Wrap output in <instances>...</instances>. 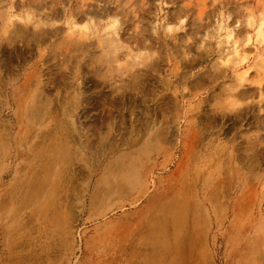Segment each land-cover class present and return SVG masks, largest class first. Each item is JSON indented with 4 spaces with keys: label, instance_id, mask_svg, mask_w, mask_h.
I'll list each match as a JSON object with an SVG mask.
<instances>
[{
    "label": "rangeland",
    "instance_id": "374dc122",
    "mask_svg": "<svg viewBox=\"0 0 264 264\" xmlns=\"http://www.w3.org/2000/svg\"><path fill=\"white\" fill-rule=\"evenodd\" d=\"M263 20L0 0V264H264Z\"/></svg>",
    "mask_w": 264,
    "mask_h": 264
},
{
    "label": "bare ground",
    "instance_id": "6f19581e",
    "mask_svg": "<svg viewBox=\"0 0 264 264\" xmlns=\"http://www.w3.org/2000/svg\"><path fill=\"white\" fill-rule=\"evenodd\" d=\"M233 36H234L233 31H230V32L228 31L227 32V39L232 40ZM253 39L254 38L252 37V35H249V38H248V41H247V44H246L247 45V48H248L249 45L251 46ZM256 39H257V41L258 40L264 41V20L261 22L260 26L257 29ZM234 49H235L236 55L238 57H240L241 56V50L239 49V47L236 46V44L234 45Z\"/></svg>",
    "mask_w": 264,
    "mask_h": 264
}]
</instances>
